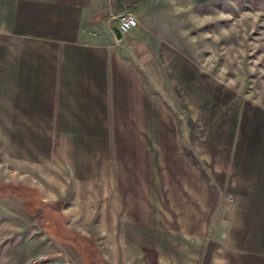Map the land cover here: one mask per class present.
<instances>
[{
	"label": "rangeland",
	"instance_id": "1",
	"mask_svg": "<svg viewBox=\"0 0 264 264\" xmlns=\"http://www.w3.org/2000/svg\"><path fill=\"white\" fill-rule=\"evenodd\" d=\"M177 10L169 66L128 68L134 96L102 114L0 107V264H144V218L181 213L178 177L191 201L210 175L223 203L264 161V0Z\"/></svg>",
	"mask_w": 264,
	"mask_h": 264
},
{
	"label": "crops",
	"instance_id": "2",
	"mask_svg": "<svg viewBox=\"0 0 264 264\" xmlns=\"http://www.w3.org/2000/svg\"><path fill=\"white\" fill-rule=\"evenodd\" d=\"M184 1L0 0V107L97 115L104 101L133 97L127 69L169 66L153 61L167 56L164 36L175 33ZM125 10L137 26L117 38L115 17ZM262 162L250 161L245 180L230 179L232 198L223 203L210 175L191 187V201L177 176L182 211L165 221L162 212L154 227L144 218V264H264Z\"/></svg>",
	"mask_w": 264,
	"mask_h": 264
},
{
	"label": "built area",
	"instance_id": "3",
	"mask_svg": "<svg viewBox=\"0 0 264 264\" xmlns=\"http://www.w3.org/2000/svg\"><path fill=\"white\" fill-rule=\"evenodd\" d=\"M115 18H117L118 22L117 29L121 34L129 32L131 29L137 26V19L129 10L120 12Z\"/></svg>",
	"mask_w": 264,
	"mask_h": 264
},
{
	"label": "water",
	"instance_id": "4",
	"mask_svg": "<svg viewBox=\"0 0 264 264\" xmlns=\"http://www.w3.org/2000/svg\"><path fill=\"white\" fill-rule=\"evenodd\" d=\"M114 34H115V36H117V38L120 37V32L117 28L114 29Z\"/></svg>",
	"mask_w": 264,
	"mask_h": 264
}]
</instances>
